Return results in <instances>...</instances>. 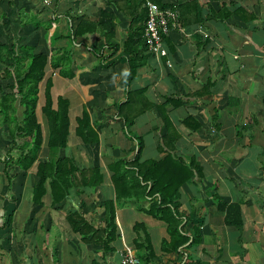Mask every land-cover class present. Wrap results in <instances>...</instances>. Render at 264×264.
Wrapping results in <instances>:
<instances>
[{
    "label": "crops",
    "instance_id": "0c3cea01",
    "mask_svg": "<svg viewBox=\"0 0 264 264\" xmlns=\"http://www.w3.org/2000/svg\"><path fill=\"white\" fill-rule=\"evenodd\" d=\"M9 1L12 7L8 0L1 5L8 23L0 26V41L18 55H49L65 46L61 37L69 19H75L74 27L77 19L90 23L92 33L69 48L74 77L44 69L35 108L41 129L36 161L72 158L80 169H98L102 183L79 194L72 190L55 206L47 193L37 207L31 173L0 165V264H121L123 251L138 258L146 254L142 243H134L137 224L151 250L142 264H264V0H155L177 13L175 27L162 39L166 54L158 58L142 41L144 6L152 0ZM45 10L56 21L48 34L60 37L51 48L44 29L21 27L19 20L22 12L42 17ZM101 13L112 17L108 43L96 24ZM129 59L141 66L127 81ZM49 80L54 107L59 97L69 103L67 145L54 153L47 149L42 114ZM9 84L0 82L4 93ZM83 110L97 144L84 145L75 135ZM138 142L141 164L171 160L177 170L180 164L197 169L178 189V231L186 242L177 247L166 223L143 212L153 199L143 197L131 167H125L128 184L119 189L130 198L115 200L111 167L131 163ZM10 148L0 128V160ZM141 186L150 189L149 183ZM105 201L114 204L119 233L109 244L112 252L104 243H83L66 219L78 213L102 231Z\"/></svg>",
    "mask_w": 264,
    "mask_h": 264
},
{
    "label": "trees",
    "instance_id": "16d2710c",
    "mask_svg": "<svg viewBox=\"0 0 264 264\" xmlns=\"http://www.w3.org/2000/svg\"><path fill=\"white\" fill-rule=\"evenodd\" d=\"M3 2L4 0H0V26L8 23V16L1 8ZM151 2L161 7L158 1L152 0ZM8 5L12 7L13 3L8 0ZM52 14L48 13V10L43 11L42 17H40L41 13L35 11L19 14L21 27L30 25L35 30L44 29V38L49 48L54 46L60 38L48 34V30L56 22L50 19ZM144 15L145 22V10ZM108 19L111 22L109 23L110 26L106 27L104 23ZM69 21L71 24L68 23L65 33L61 37L66 42L65 46L54 52L50 50L49 55L42 53L18 55L13 47L0 46V52L3 54L2 56L5 61L4 66L0 69V82L10 81V84L5 87L9 90L8 93H4V90L0 86V128H5L6 139L12 144V148L0 160V165L3 164L5 168L14 166L24 173H31L32 177L36 179L31 201L37 207L42 205L41 199L47 193H50L52 206H55L68 198L72 190H76L77 194H79L82 188V190H92L102 183V174H100L98 169L89 171L80 169L72 158H49L46 162L36 161L41 146V129L36 120L35 108L38 85L44 77V69L49 66L53 70L58 69L61 77L73 78L74 74L69 69L72 64L69 48L74 44L76 39L83 38L86 34L92 33L90 23L83 19H77L78 25L75 27L73 26L75 19L71 18ZM96 24L97 28L103 32L105 42L108 43L113 34L112 17L106 13H101ZM130 60L127 81L131 80L136 68L141 66V63L132 65V61ZM50 88L51 82L49 80L45 84L43 94L45 102L42 114L46 117L48 126L47 149L49 153H54L64 149L67 145L69 103L65 98L59 97L54 107ZM158 111L163 125L169 127V121L166 116L162 111ZM76 122L75 135L80 139L82 144H97L98 137L94 130V125L90 123L86 110H83L81 117ZM137 150V154L131 163L119 161L111 167V170H113L112 182L115 189V200L118 202L130 198V196L121 194L119 189L120 186L128 184L130 172L125 167H131L134 174L133 179L142 188L143 197L146 196L153 199L148 208L143 210V212L166 223L172 243H177V247L186 242L185 238L181 237L178 231V189L181 184L189 181L193 176V172H196L197 169L193 168L191 164H180L181 168L177 170L171 160L167 161L172 164L168 162L141 164L139 162L141 150L139 142ZM13 153H15V156L11 157ZM177 162L181 161L177 160ZM172 167L175 169H172ZM148 183L150 184V189L146 191V187L141 186V184ZM155 195L157 196V200L153 198ZM66 219L71 226L72 232L78 234L83 243H104L106 251H113L109 247V244L119 238V233L114 222L115 211L112 201L104 202L105 228L102 231L92 228L78 213L68 214ZM133 232L136 234L134 243H142L141 247H143L146 253L139 258L145 263L146 257L149 258L151 256L148 237L143 226L140 224L135 225ZM137 247H139L138 244Z\"/></svg>",
    "mask_w": 264,
    "mask_h": 264
},
{
    "label": "built area",
    "instance_id": "2783aa9c",
    "mask_svg": "<svg viewBox=\"0 0 264 264\" xmlns=\"http://www.w3.org/2000/svg\"><path fill=\"white\" fill-rule=\"evenodd\" d=\"M49 0L45 2L48 3ZM146 20L144 22L142 41L147 52L154 58L166 54L162 39L170 27H175L177 13L172 9L160 8L153 2H145ZM121 264H142L140 259L130 251L120 253Z\"/></svg>",
    "mask_w": 264,
    "mask_h": 264
},
{
    "label": "rangeland",
    "instance_id": "374dc122",
    "mask_svg": "<svg viewBox=\"0 0 264 264\" xmlns=\"http://www.w3.org/2000/svg\"><path fill=\"white\" fill-rule=\"evenodd\" d=\"M0 46H2L1 45V41H0ZM3 54L0 52V69H2V67L4 66V57L2 56ZM0 119H1V117H0Z\"/></svg>",
    "mask_w": 264,
    "mask_h": 264
}]
</instances>
